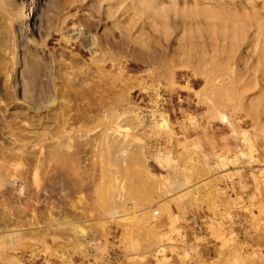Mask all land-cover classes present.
<instances>
[{
    "label": "rangeland",
    "instance_id": "1",
    "mask_svg": "<svg viewBox=\"0 0 264 264\" xmlns=\"http://www.w3.org/2000/svg\"><path fill=\"white\" fill-rule=\"evenodd\" d=\"M0 264H264V0H0Z\"/></svg>",
    "mask_w": 264,
    "mask_h": 264
},
{
    "label": "bare ground",
    "instance_id": "2",
    "mask_svg": "<svg viewBox=\"0 0 264 264\" xmlns=\"http://www.w3.org/2000/svg\"><path fill=\"white\" fill-rule=\"evenodd\" d=\"M22 4H23L22 6L24 7L26 5V2L22 3ZM194 13L204 16V19H205L204 23H205V25L207 27V29L205 31L206 34H203V35L201 34L199 36L200 38H202V36H203V39H201L200 41H203V42H206V43L207 42L213 43V42L219 41L218 39H225L227 41H230L231 45L234 46V47L236 46V48H238V49L241 47V44H246V38H247L248 35H246V33L243 30L242 26L235 25V26H231L230 27L228 25V23H227L228 17L223 12L207 11V10H200L199 11L198 10V11H195ZM23 19L24 20H29L30 17L28 15V16H25ZM254 25H256V24H254ZM256 27H258V26L256 25ZM199 37L196 34L193 36V38H195V39L199 38ZM233 56H234V54H233ZM232 58L233 57L227 58V60H232ZM244 58H242V60ZM170 60H172V58H170ZM144 72H146V71H144Z\"/></svg>",
    "mask_w": 264,
    "mask_h": 264
}]
</instances>
